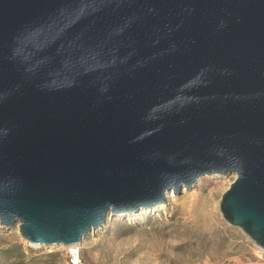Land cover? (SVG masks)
<instances>
[{
	"label": "water",
	"instance_id": "1",
	"mask_svg": "<svg viewBox=\"0 0 264 264\" xmlns=\"http://www.w3.org/2000/svg\"><path fill=\"white\" fill-rule=\"evenodd\" d=\"M264 250V0H0V221L81 243L205 174Z\"/></svg>",
	"mask_w": 264,
	"mask_h": 264
},
{
	"label": "rangeland",
	"instance_id": "2",
	"mask_svg": "<svg viewBox=\"0 0 264 264\" xmlns=\"http://www.w3.org/2000/svg\"><path fill=\"white\" fill-rule=\"evenodd\" d=\"M236 175L205 174L165 193L168 208L112 215L76 247L34 244L0 221V264H264V250L229 224L220 201ZM189 187L185 206L179 200ZM163 201V202H164ZM162 202V203H163Z\"/></svg>",
	"mask_w": 264,
	"mask_h": 264
},
{
	"label": "bare ground",
	"instance_id": "3",
	"mask_svg": "<svg viewBox=\"0 0 264 264\" xmlns=\"http://www.w3.org/2000/svg\"><path fill=\"white\" fill-rule=\"evenodd\" d=\"M220 175H222V174H219V173H215L214 174V176H216V177L220 176ZM199 179L200 178H198L197 180L199 181ZM182 191L184 193L182 194L181 197H179V200L182 203V206H185L186 202H187V199H188V196H189V193H188L189 192V187L188 188H184ZM170 194H172V195L174 194V196H177V194H176V192H174V190L168 191L167 195L169 196ZM154 208H155V206L154 207L149 206V207H145V208H142V209H144V211H145V210H151V209H154ZM157 208L160 209V210H166L168 208V205H167L166 201H164L163 203L158 204ZM139 211H141V210H139ZM136 213H139V212L130 211V212H121L119 214L124 216V215H127V214H136ZM78 244L79 243L66 245L68 248L72 249V252L75 254V259L76 260L78 259V255H77V251H76V247L78 246Z\"/></svg>",
	"mask_w": 264,
	"mask_h": 264
}]
</instances>
